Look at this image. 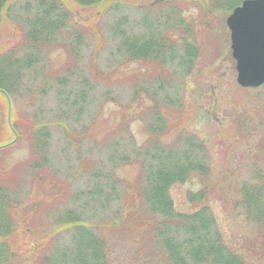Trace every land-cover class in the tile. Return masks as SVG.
<instances>
[{"label": "rangeland", "instance_id": "1", "mask_svg": "<svg viewBox=\"0 0 264 264\" xmlns=\"http://www.w3.org/2000/svg\"><path fill=\"white\" fill-rule=\"evenodd\" d=\"M61 1L63 9L68 10L66 26L51 42V48L36 51L39 61L22 70L23 78L9 98L11 107L7 99L6 104L0 101V137L5 128L11 131L14 119L21 132L13 141L14 147L0 159L8 169L26 160L5 181L12 200L19 201L13 211L24 221L20 231L27 232L29 225L31 228V233L23 235L21 246L27 249V256L36 255L40 242L47 252L57 212L73 209L91 230L104 234L109 245L139 251L152 264H164L160 249L149 236L120 230L122 216L134 211L141 201V185L136 181L141 173L139 149L147 147V111L152 105L146 92L136 100L133 92L136 86L149 87L156 78L142 62L128 59L121 34H143L150 22H156V16L160 18L167 12L168 2L162 1L170 0H110L104 6ZM175 1L184 6L181 15L185 25L195 24L191 32L196 33L198 53L191 69L176 60L171 68V72L176 70V76L170 75L168 69L162 76L165 80L161 83L184 105L170 107L168 113L177 119L178 127L185 125L208 142L211 182H224L227 177L221 193L216 181L211 187L215 186L217 193L209 194L223 242L245 262L264 264V229L248 220L245 211L236 205L241 199L237 185L250 176L252 167H264V129L259 127L258 132L255 127L264 121V88L237 83L226 26L229 7L233 9L243 0H229L232 6L228 10L213 9V4L203 8L204 0ZM26 2L29 9L24 7ZM157 3L159 6H153ZM34 8L33 0H20L13 11L16 32L7 27L12 40L3 36L0 45L23 44ZM137 23L142 25L139 32ZM73 29L79 30L77 36ZM76 42L77 49L71 54L66 45L72 47ZM184 69H189L188 73ZM58 76L69 79L59 86L60 90H50ZM178 108L182 110L178 112ZM41 124L51 132L50 147L46 162H39L40 167L35 168L31 163L35 157L28 147L32 130ZM123 153L130 157L129 162L119 160ZM199 188L196 180L172 185L169 193L175 209L191 212L194 207L186 194ZM116 230H120L118 236L113 235ZM70 234L73 232L62 239L69 241Z\"/></svg>", "mask_w": 264, "mask_h": 264}, {"label": "trees", "instance_id": "2", "mask_svg": "<svg viewBox=\"0 0 264 264\" xmlns=\"http://www.w3.org/2000/svg\"><path fill=\"white\" fill-rule=\"evenodd\" d=\"M74 1L86 6L97 4L104 6L110 0ZM19 2L20 0H0V39L9 36L6 32L7 27L11 30L16 28L14 20L16 13L13 11ZM33 2L35 15L25 30L23 44L8 45V42H3L0 45V101L5 104L6 99L15 91L14 87L22 80V70L39 61L36 51H40V48L41 51L51 48V42L53 44L56 35L66 26L68 10L63 9L61 0ZM162 2H168L167 12L160 18L156 16V22H150L146 29H143V34L129 37L123 32L121 34V45L128 59L132 62H142L146 65L147 72L154 74L156 78L149 87L136 86L133 92L134 100L139 99L143 91L146 92L152 105L148 106L147 111L150 117L146 121L147 147L144 151L139 149L142 153L141 173L136 181L141 185L139 193L141 201L134 211L122 216L123 226L120 230H127L131 235L144 233L143 235L149 236L160 249L164 264H249L223 242L216 216L210 207L209 194L217 191L211 184H215L217 180L215 182L210 180L213 172L208 142L187 126L178 127L177 119L174 120L168 113L170 107L182 106L183 101L179 100L175 93L170 94L169 89L161 83L165 80L162 76H166L167 69L170 75L172 73L176 76V70L171 72L176 60L181 64H187L191 69L198 47L194 41L196 33L191 32L195 24L185 25L186 22L181 15L184 6L175 0ZM158 3L153 6H159ZM211 4L213 9L227 7L228 10L232 2L204 0L203 8L205 6L210 8ZM24 7L29 9L27 2ZM231 8L229 7L230 11ZM144 14L146 17L149 16L147 12ZM146 23L147 20L145 25ZM135 27L139 32L142 25L137 23ZM78 32L73 29L76 36ZM11 37L13 34L9 36L12 40ZM66 47L73 54L77 49V42L72 47L71 44ZM188 70L184 69V72ZM67 78L69 79V76L56 77L50 90H60L59 86ZM262 87L264 88V85ZM42 89L45 91L44 87ZM182 108H178L180 109L178 112ZM176 125L178 129L174 128ZM255 127L258 132L259 127L264 129V121L261 120ZM10 129L11 131L5 128L3 136L0 137L2 156L14 147V137L21 134L15 119L10 123ZM50 133L43 124L32 130L28 148L30 155L35 157L31 162L35 168L40 167L39 162H46ZM119 160L126 163L130 161V157L123 153L120 154ZM25 163L26 160L8 169L2 157L0 159V264H152L147 256L142 258L139 251H130V248H124L122 251L116 249L114 243L109 245L106 236L91 230L83 217L73 209L57 212L58 215L53 221L54 235L47 252L44 251L45 244L41 245L40 242L36 255L32 253L27 256V249H23L21 243L23 235L29 233L31 228L29 225L27 232L20 231V225L24 221L17 218L13 211L14 207H18L19 201L12 200L11 189L5 183L11 179V173ZM115 169L116 167L112 170L114 174ZM226 172L229 173L228 170ZM40 177L41 175L38 176ZM188 180H196L200 188L186 194L189 204L193 205L194 209L191 212H180L174 207L169 188ZM225 180L216 182L219 193L224 190ZM237 186L241 199L236 205L245 211L248 220L263 231L264 167H252L250 176L243 178ZM120 230H116L113 235L118 236ZM70 231L73 232L70 234V240H63V235L69 234ZM20 246L21 249L18 250Z\"/></svg>", "mask_w": 264, "mask_h": 264}, {"label": "water", "instance_id": "3", "mask_svg": "<svg viewBox=\"0 0 264 264\" xmlns=\"http://www.w3.org/2000/svg\"><path fill=\"white\" fill-rule=\"evenodd\" d=\"M237 83L264 84V0H243L226 18Z\"/></svg>", "mask_w": 264, "mask_h": 264}]
</instances>
